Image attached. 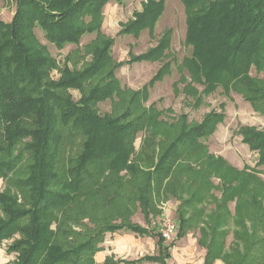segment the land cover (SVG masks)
Listing matches in <instances>:
<instances>
[{
	"label": "trees",
	"instance_id": "16d2710c",
	"mask_svg": "<svg viewBox=\"0 0 264 264\" xmlns=\"http://www.w3.org/2000/svg\"><path fill=\"white\" fill-rule=\"evenodd\" d=\"M111 1L121 3V0H17L12 21L0 20V154L8 157L0 160V174L9 175L25 159L28 171L25 178L15 181L28 194L25 203L0 192L4 215L0 216V242L16 232L20 234L7 248V252H16L18 257L14 263L6 264H98L95 256L100 245L108 233L116 232L158 239V257L124 264L144 260L166 264L164 259L170 257L174 243L166 245L160 233L125 218L120 223L113 222L100 215V206L99 212L86 215L88 223L74 220L66 209L80 199L101 200L100 197L110 194L111 198L134 202L148 220L153 207L151 199L175 196L171 179L178 181L179 177L196 172V164L190 160L206 149L203 141L212 136L224 118L223 114L211 112L197 126L184 120L176 137L163 147L159 156L140 167L133 143L135 132L145 129L146 123L142 118L130 120L124 114L101 115L97 106L118 92L115 71L159 59L168 43H160L128 62H113L114 40L102 35L100 25L92 28L83 24V16L96 18ZM183 2L187 43L193 48L192 58L186 65L204 87L205 94L210 95L219 87L230 90L229 86L233 85L254 111L264 114V85L251 76L253 67L264 72V0ZM163 9V2L151 0L142 12L134 14L135 21L122 32L137 35L151 29L161 18ZM37 29L59 49L79 46L85 34L99 32L93 62L80 71L65 67L60 73L62 77L55 80L50 75L58 65L40 46ZM110 63L109 83L91 87L87 95L74 101L68 91H80L86 81ZM161 76L159 71L153 82ZM146 119L149 127L153 122L150 117ZM240 134L250 151L258 156L257 169L264 167V132L256 127H241ZM143 146L141 150L145 149L150 159L148 151H154L153 146L149 143ZM219 162H212L211 167L216 168ZM213 173L221 176L217 169ZM243 175L244 184L257 180L252 175ZM129 176L133 178L132 183L126 181ZM209 177L186 202L200 201V193L213 188ZM237 181L241 183L240 179ZM233 187L231 183L224 185L222 202L216 203L213 214L218 209L221 212L211 222L206 221V227L200 230L199 245L206 249L204 264H215L218 259L224 264H264V205L261 202L254 200L251 212L243 214L246 207L238 201L233 217L237 226L233 240L229 247L220 240V236L226 239L230 234L225 229L227 219H231L228 206L242 193ZM103 203L104 200L100 205L104 206ZM182 205L177 213L176 240L185 237L191 229L190 220L183 217ZM105 263L115 264L110 259Z\"/></svg>",
	"mask_w": 264,
	"mask_h": 264
},
{
	"label": "rangeland",
	"instance_id": "374dc122",
	"mask_svg": "<svg viewBox=\"0 0 264 264\" xmlns=\"http://www.w3.org/2000/svg\"><path fill=\"white\" fill-rule=\"evenodd\" d=\"M77 1V0H76ZM151 0H121V3L111 1L102 10L101 15L96 18L83 16L84 25H100V31L104 37L114 40V47L111 49V60L116 63L130 61L131 58L145 54L156 48L160 43H168V47L163 56L152 62H139L137 64L124 66L115 71L114 79L118 82V92L113 94L107 101L99 103L97 108L101 115L118 116L126 115L130 120L142 118L145 122V129L135 132L136 140L133 145L136 154L139 155L138 163L141 166L150 164L151 158L158 157L180 131L179 128L186 124L198 125L202 123L211 112L223 114V120L216 125V131L203 143L206 149L200 152L198 157H194L190 162L196 164V172L179 177L178 181L171 183L175 188V196L157 197L151 199L153 207L148 220L144 218L139 206L134 202H125L116 197L111 198L110 194L94 198L80 199L78 203L67 207V213L77 221L88 223L86 215L90 212H99L100 215L111 219L113 222H121L122 218L129 219L133 223L148 228L158 234L165 224H175L178 227L179 217L177 216L179 207L182 205L183 217L190 220V233L195 239H201V229L206 227V221L211 222L215 214L220 213L215 210L216 203H221L224 185L231 183L234 189L241 191L239 199H233L234 203L228 206L231 219H227L226 230L229 236H220L227 247L233 240V231L237 229L233 217L236 203L244 204L246 209L243 214L251 212L253 201H259L264 205V167L257 169L258 156L251 152L245 144L240 134L241 127H253L264 132V114L254 111L251 104L244 99L243 95L234 89L219 87L210 95L205 94L204 87L198 82L187 67L191 59L193 48L187 43V14L183 0H152L157 3L163 2L164 9L161 18L151 27L137 35L124 33L125 28L135 21L136 12H142ZM17 0H0V20L11 22L17 8ZM40 46L46 49V53L58 65L57 69L51 71L52 78H61V72L65 67L72 71H80L93 62L95 45L100 38L99 32L85 34L79 46L67 45L63 49L55 47L49 43L44 33L36 30ZM112 63L108 64L103 71L86 81L87 83L79 90H69L74 101H79L83 95H87L91 87L101 82L108 84V78ZM161 71V78L153 82V78ZM251 76L264 85V72H260L254 67ZM197 90L193 93L192 90ZM152 111V112H151ZM150 117V126L147 127L146 118ZM25 142V141H24ZM149 143L154 151H148L150 159L147 158L145 149L141 150L144 144ZM23 145L18 149L21 151ZM148 150V149H147ZM150 150V149H149ZM144 152V153H143ZM152 153V154H151ZM207 153L210 155L207 157ZM8 157L0 154V160ZM155 160V159H154ZM220 161L218 166L211 167L212 162ZM20 165L9 175L0 174V192L13 196L18 201L25 203L28 194L15 184L17 178H25L27 175V159L19 163ZM213 169H217L221 176L211 174ZM257 169V170H256ZM180 170V168L178 169ZM177 172V170H176ZM249 174L254 176L256 182L243 183ZM210 175H214L211 179ZM206 177L210 178L213 188L205 189L200 199H192L186 202L195 190L201 188V182H206ZM241 180V183L237 181ZM133 178L127 177L126 181L132 183ZM253 183H255L253 185ZM169 184V185H170ZM245 190V191H244ZM233 191V189H232ZM181 195V198H179ZM215 198L210 201L209 197ZM104 200L103 205L100 203ZM186 200V201H185ZM185 201V204H184ZM255 202V201H254ZM91 209V211L89 210ZM0 216H4L0 208ZM247 218V217H246ZM85 219V220H84ZM248 220V218H247ZM74 225L73 223H70ZM69 224V225H70ZM250 224V223H248ZM75 227V226H74ZM13 237L4 238L0 242V250L7 252V248L13 244L15 239L20 238L18 232ZM176 236L166 244L176 243ZM204 247V246H203ZM14 257V263L18 254L9 253Z\"/></svg>",
	"mask_w": 264,
	"mask_h": 264
},
{
	"label": "crops",
	"instance_id": "0c3cea01",
	"mask_svg": "<svg viewBox=\"0 0 264 264\" xmlns=\"http://www.w3.org/2000/svg\"><path fill=\"white\" fill-rule=\"evenodd\" d=\"M175 242L169 251L170 257L164 259L166 264H204L206 249L199 245L198 239L194 241L192 233L188 232L185 237ZM99 249L95 256V261L98 264H106L107 259L112 260L115 264H124L125 262L129 263L144 259V257H158L160 254L156 237L141 236L132 232L108 233ZM13 259L12 255L9 256L7 252L0 250V264L10 263ZM138 264L161 263L144 260ZM215 264H224V262L218 259Z\"/></svg>",
	"mask_w": 264,
	"mask_h": 264
},
{
	"label": "built area",
	"instance_id": "2783aa9c",
	"mask_svg": "<svg viewBox=\"0 0 264 264\" xmlns=\"http://www.w3.org/2000/svg\"><path fill=\"white\" fill-rule=\"evenodd\" d=\"M178 227L175 224H165L164 227L160 230L162 238L166 243L171 241L178 233Z\"/></svg>",
	"mask_w": 264,
	"mask_h": 264
}]
</instances>
